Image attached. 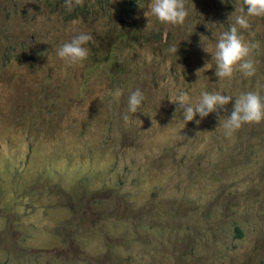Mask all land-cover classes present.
Returning a JSON list of instances; mask_svg holds the SVG:
<instances>
[{
	"label": "rangeland",
	"instance_id": "rangeland-1",
	"mask_svg": "<svg viewBox=\"0 0 264 264\" xmlns=\"http://www.w3.org/2000/svg\"><path fill=\"white\" fill-rule=\"evenodd\" d=\"M127 1L83 0L69 11L65 0H0V47L31 40L47 52L0 67V153L12 160L8 170L0 159V264H264V120L225 136L234 98L186 124L173 102L179 92L195 103L201 91L236 97L254 87L264 96V18L238 28L258 45L256 74L218 80L210 53L237 8L186 0L190 16L170 26L144 15L151 0H134V16L118 11ZM81 7L88 11L77 14ZM81 32L93 38L88 57L69 65L56 50ZM137 88L143 108L131 114ZM23 105L31 112L22 119L52 141L35 160L53 158L54 183L26 165L47 134L20 125ZM89 160L112 170L73 190ZM234 222L243 239L233 237Z\"/></svg>",
	"mask_w": 264,
	"mask_h": 264
},
{
	"label": "clouds",
	"instance_id": "clouds-1",
	"mask_svg": "<svg viewBox=\"0 0 264 264\" xmlns=\"http://www.w3.org/2000/svg\"><path fill=\"white\" fill-rule=\"evenodd\" d=\"M74 5H83V0H65V6L69 11ZM240 14L235 16L233 24L223 29L214 40V52L210 53L215 61L214 75L218 80L231 79L235 71H240L244 77L251 78L256 74V67L252 59V52L258 47L255 43L245 40L239 29L250 30L252 25L249 18H264V0H239ZM160 24L181 26L190 16L186 0H151L148 12ZM238 26V27H237ZM87 33H79L72 37L69 42L63 43L57 50V56L69 65L82 63L87 59L89 49L85 46L92 40ZM177 52V48L172 49ZM204 51L209 53L208 48ZM205 67V66H204ZM200 70V69H199ZM197 70V72L199 71ZM122 95L121 92L116 93ZM234 98L230 115L223 122L225 136H231L244 125L259 124L264 120V97L258 92L248 91L233 97L223 94L221 91H201L197 102L193 103L185 92H179L173 102L178 104L177 111L183 110V121H193L199 115L200 120L210 113H219L226 110V106ZM144 94L137 88L131 91L128 97V111L133 114L143 108ZM127 114L123 116L125 123L131 121ZM200 120H196L199 124Z\"/></svg>",
	"mask_w": 264,
	"mask_h": 264
},
{
	"label": "trees",
	"instance_id": "trees-1",
	"mask_svg": "<svg viewBox=\"0 0 264 264\" xmlns=\"http://www.w3.org/2000/svg\"><path fill=\"white\" fill-rule=\"evenodd\" d=\"M214 4L217 7H223L224 2L223 0H214ZM225 6L228 7H235L238 9V14H240V5H239V0H225ZM117 9L118 11H121L123 13H126L129 16H134L136 11V4L134 3V0H129L127 2H123V5H118L117 4ZM88 11V8H76L75 12L77 14L85 13ZM75 13L72 14L74 16ZM38 58L41 59H46L47 58V52L44 51L43 49L40 48H33L32 47V41L29 40L27 43L22 42L20 46L17 47V43H7L5 46L0 47V67H6L10 62L12 61H17L21 64V62L26 63L29 61H35ZM37 66V65H36ZM21 67V65H20ZM35 67V66H34ZM40 69L46 68L45 65H40L38 66ZM215 68L212 69V72L215 73ZM26 73L29 70H24ZM238 72L235 71L234 73ZM27 77L30 78L33 81V77L31 74L27 73ZM257 78H260L262 80V83H264V74H259ZM2 81L6 83L9 78L6 77L5 74H2ZM34 83V81H33ZM34 87L36 88V85L34 83ZM42 87L46 90V95L47 97H51L54 93L52 90V87H48L46 83L42 85ZM37 89V88H36ZM257 87H254V90L256 92ZM6 90V89H5ZM16 91V90H14ZM17 91L22 94L24 97V93L20 90L17 89ZM38 91V90H37ZM39 93V91H38ZM40 94V93H39ZM261 97H264L263 95H260ZM62 101L65 103V98H62ZM25 112H31L26 105L20 106L19 113L17 115V118L20 122L21 126H27L28 128L31 129H40L44 132H46L43 128L37 126L35 123L31 121H25L22 119V115ZM47 134V132H46ZM52 145V141L49 139L48 134L47 138L44 140L42 143V146L40 147H34L28 149L27 152V167H31L33 170H35L38 174L39 177L46 179L49 182L54 183V178L56 175L55 170H49L46 169L50 167L53 163V158L50 157V159H44V158H39L37 161L35 160V156L38 154H49L48 150H50V147ZM0 159H3L6 162V167L8 170H11L12 166V160L11 158H4L2 156V153H0ZM46 170V171H43ZM112 170V166L109 165L108 163H99L96 160H89L86 162V170L83 168L81 177L85 180V182H80L79 184H76L73 187V190H78L80 192H85L88 191L93 183L96 181H102L105 176H107L110 171ZM80 176L76 175V179H78ZM234 226L232 229V235L233 237L237 239H243L244 238V225L238 222H234Z\"/></svg>",
	"mask_w": 264,
	"mask_h": 264
}]
</instances>
